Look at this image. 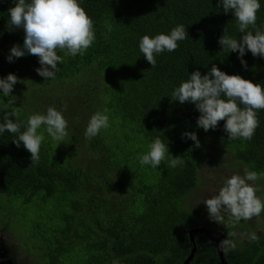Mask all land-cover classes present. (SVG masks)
Segmentation results:
<instances>
[{
	"label": "trees",
	"instance_id": "trees-1",
	"mask_svg": "<svg viewBox=\"0 0 264 264\" xmlns=\"http://www.w3.org/2000/svg\"><path fill=\"white\" fill-rule=\"evenodd\" d=\"M259 2L256 27L264 31V0ZM79 3L94 21L96 40L83 56L58 53L63 57L59 71L54 79L44 80L35 71L40 66L36 56L8 62L10 48L23 45L24 32L8 30V9L15 4L0 0V78L12 73L25 81L14 86L12 95L17 98L20 87H37L30 91L32 99L29 92L26 99L20 97L22 102L18 98L7 107L8 98L0 90V123L6 112L19 110L26 125L28 113L19 105L25 109L31 101L45 98L52 103L44 101L45 106L56 108L63 116L79 110L75 122L82 130L79 141L78 135H73L71 151L65 157L43 133L40 161L35 165L23 144L17 148L13 143L17 135L0 134V203L4 205L0 222L11 220L4 217L8 210L4 197L19 199L27 206L34 203L41 211L44 205L52 207L47 213L50 223L33 224L32 245L42 253V262L35 264H183L194 246L197 250L189 264H223L212 237L221 243L226 240L222 246L228 264H264V220L261 233L253 230L249 220L242 221L248 226L211 221L210 227L221 231L216 236L205 227L208 220L190 203L204 158L214 166L238 165L264 173V109L257 112L259 127L251 140H229L223 131L224 121L216 130L205 132L196 126L199 112L193 104L172 100L173 91L190 79V73L199 70L207 74L212 64L264 87V58L246 53L245 69L238 53L221 50L218 43L224 28L230 37L242 35L233 14H225L217 0ZM178 25L185 26L188 38L178 42L175 51L157 55L156 65L151 67L140 52V39L170 34ZM37 90L48 91L49 96ZM105 109L109 127L87 139L85 122ZM11 118L15 122L16 118ZM185 131L197 134L201 148L181 138ZM158 137L168 144L170 154L181 156L183 166L172 168L167 162L158 168L141 166L138 157L146 154ZM80 141L83 155L76 148ZM256 183L261 189L257 196L264 201V178ZM259 216L264 219V211ZM199 225L205 231L194 234L192 242L190 230ZM237 227L249 229L257 239L244 242L235 237Z\"/></svg>",
	"mask_w": 264,
	"mask_h": 264
},
{
	"label": "clouds",
	"instance_id": "clouds-1",
	"mask_svg": "<svg viewBox=\"0 0 264 264\" xmlns=\"http://www.w3.org/2000/svg\"><path fill=\"white\" fill-rule=\"evenodd\" d=\"M14 7L8 9L10 19L8 30L23 29V45L14 44L9 51V63L26 55L36 56L39 67L36 73L44 80L54 79L59 71L63 57L58 53L75 57L83 56L96 40L94 21L81 6L79 0H12ZM118 2V0H117ZM217 7L225 14L231 12L237 21L239 39L224 34L218 43L221 50L238 53L241 65L247 69L243 59L250 52L253 57L264 58V31L256 27L259 0H217ZM254 30V31H253ZM111 31V25L108 26ZM189 36L184 25L173 28L170 34H158L154 37L144 35L139 42L140 52L151 67L156 65V56L164 51L173 52L180 41ZM25 83L15 74L9 73L0 78V90L8 98L5 107L14 105L18 99L12 95L16 84ZM172 100L180 104L191 103L199 112L197 128L205 132L216 130L224 121L223 131L229 140H251L259 127L257 112L264 109V87L253 83L238 74L229 75L212 64L207 74L199 70L190 73V79L182 82L172 93ZM66 107V106H65ZM104 112L93 114L88 122L85 137L89 140L96 137L102 129L109 127V116ZM11 117H15V122ZM4 122L0 123V134L9 132L17 135L13 143L17 148L21 144L31 154V165L40 161V149L44 134L38 130L46 127L48 135L56 141H62L68 135V122L61 111L48 107L46 114H33L26 125L20 120V111L6 112ZM24 127L26 130L21 131ZM184 140L194 141V148H201V142L195 132L185 131L181 134ZM169 156L172 158L169 159ZM141 166L150 165L158 168L162 162L169 167L183 166L181 156H173L168 144L159 137L149 145V151L139 157ZM264 178V173L244 170V175L234 174L226 179L218 194L204 201L208 218L215 223L223 222L224 214H229L233 223L241 219L250 220L264 211V201L258 196L260 187L257 181ZM116 180L115 179L113 181ZM251 239L257 237L253 235ZM13 263V262H12Z\"/></svg>",
	"mask_w": 264,
	"mask_h": 264
},
{
	"label": "rangeland",
	"instance_id": "rangeland-1",
	"mask_svg": "<svg viewBox=\"0 0 264 264\" xmlns=\"http://www.w3.org/2000/svg\"><path fill=\"white\" fill-rule=\"evenodd\" d=\"M58 86H54V88H57ZM18 88V87H16ZM15 88V90H16ZM26 88V87H25ZM25 88L20 87L18 89V92L21 94L18 95L19 101L20 97L22 96L23 99H26V95L32 90V92H35L37 87L30 86L28 90H25ZM34 90V91H33ZM38 91V90H37ZM43 92L44 95L49 96V92L44 91H38V93ZM30 99L33 98L32 93L30 92ZM51 95V91H50ZM54 99H57V97L52 96ZM44 101L46 102V99L44 98ZM44 101L36 102L34 103L31 101V104L27 108H23L21 105H19L20 108H22L23 111H27L28 117L33 114H46L47 106ZM22 102V101H21ZM23 104V103H22ZM49 105H52V103H47ZM37 106L39 107V110L37 109ZM81 109L82 107L79 106ZM78 111H75L73 114H70L68 116H64L65 119L68 122V128L67 132L68 135L64 137L62 141H56L54 140L55 148L61 149L62 154L65 157L72 148V139L73 135H78L77 140L79 141V137L81 134V127L76 124V116L78 114ZM75 122V123H74ZM88 123L85 122V125L87 127ZM40 129H42V133H47L46 127L42 126ZM48 135V133L46 134ZM49 137H51L49 135ZM52 138V137H51ZM81 138V137H80ZM82 141L76 146L77 152H79L80 155H83L84 146L81 144ZM216 151H208L206 157H211L213 153ZM80 157V156H79ZM76 163L77 161L74 160ZM202 168L200 169V181L196 187V189L192 193V198H190V203H192L193 206L197 208V211L201 213V218L203 220H208L204 223L205 227L211 226V221L208 218L207 209L204 205V201L211 198L212 196L218 194L219 189L224 185L226 179L230 178L234 174H239L241 176L244 175L245 167H241L236 165V167L227 166V167H218L216 164L215 166L211 163L210 160L204 158L202 160ZM218 163V162H217ZM89 169V168H88ZM263 197V193H262ZM264 198V197H263ZM5 204L8 205L7 213L4 215L5 218L11 217V220H3L5 223L0 222V264H8V262L3 263L4 261H13L14 264H35L38 260L39 262H42V253L37 250L35 247H33L32 243H34L35 239L32 238L31 233L33 231V224L36 222H42V223H50V218L47 216V213L52 210V207L50 205H44V210H39V207L32 203V206H27L26 203H23L19 199L16 198H9L4 197ZM187 204V203H186ZM185 204V205H186ZM4 207L3 204L0 203V214H3L2 208ZM5 210V209H4ZM13 211L12 215H10V212ZM225 218L223 221H230L229 214H224ZM264 219H261L260 216L253 217L249 220L250 224L253 225V230L256 232L261 233L262 232V222ZM242 221H246L241 219L238 222L239 226H248L246 223H243ZM212 224H215L213 222ZM203 225V226H204ZM261 225V226H260ZM201 226V225H199ZM214 234L216 236L221 234V231L217 230L216 228L213 229V227H210ZM251 231L248 229L241 230L239 227L235 229V237L237 236L239 239H242L244 242L248 239H251L252 234ZM226 240L222 241L223 246L225 245ZM227 245V244H226ZM32 254L34 257H30L29 254Z\"/></svg>",
	"mask_w": 264,
	"mask_h": 264
},
{
	"label": "water",
	"instance_id": "water-1",
	"mask_svg": "<svg viewBox=\"0 0 264 264\" xmlns=\"http://www.w3.org/2000/svg\"><path fill=\"white\" fill-rule=\"evenodd\" d=\"M205 231V228L202 227V226H199L197 228H194L192 230H190V237H191V241L194 242V234L198 233V232H204ZM212 239L214 241H216L217 243V247H218V251H219V256H220V259L222 261L223 264H228L226 261H225V258H224V249H223V246H222V243L220 242V240L216 237H212ZM195 245V244H194ZM197 248L196 246H194L191 250V253L190 255L186 258V260L184 261L183 264H189L190 261L194 258L195 256V252H196ZM5 262H8L10 264H14L12 263L11 261H4L3 263Z\"/></svg>",
	"mask_w": 264,
	"mask_h": 264
},
{
	"label": "flooded vegetation",
	"instance_id": "flooded-vegetation-1",
	"mask_svg": "<svg viewBox=\"0 0 264 264\" xmlns=\"http://www.w3.org/2000/svg\"><path fill=\"white\" fill-rule=\"evenodd\" d=\"M8 264H10V263H8Z\"/></svg>",
	"mask_w": 264,
	"mask_h": 264
}]
</instances>
